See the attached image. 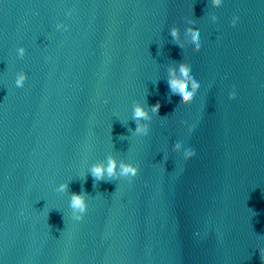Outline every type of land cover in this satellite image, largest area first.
Here are the masks:
<instances>
[{
    "label": "water",
    "instance_id": "1",
    "mask_svg": "<svg viewBox=\"0 0 264 264\" xmlns=\"http://www.w3.org/2000/svg\"><path fill=\"white\" fill-rule=\"evenodd\" d=\"M0 264H264V0H0Z\"/></svg>",
    "mask_w": 264,
    "mask_h": 264
},
{
    "label": "clouds",
    "instance_id": "2",
    "mask_svg": "<svg viewBox=\"0 0 264 264\" xmlns=\"http://www.w3.org/2000/svg\"><path fill=\"white\" fill-rule=\"evenodd\" d=\"M213 4L216 6L221 5V0H212ZM68 15H71V12L68 13ZM238 21V17L233 18L232 26L235 27ZM57 29L67 31L68 27L64 23L57 24ZM187 33L191 35L192 40V48L194 52H199L201 49V42L198 30L194 27H189L187 29ZM171 37L174 41H178L180 37V30L178 27H173L170 32ZM26 53L25 47H20L18 49V54L22 58L24 57ZM176 69H172V75L171 78L168 79L167 83L170 88V92L172 95H179L180 96V105H186L191 104L197 95L198 90L200 89L201 85L197 80L194 78L193 75L190 74L191 69L190 65L187 63H181L179 66V73L180 78L175 77ZM28 79V75L26 72H20L17 75L16 79V85L17 87H23L26 80ZM229 99L235 100L236 99V91L233 89V91L229 94ZM152 112L159 114L160 111V104L157 103L155 105L150 106ZM149 119L148 110L144 107L143 104H137L134 108V114H133V120L137 122V127L135 129V132L137 134H143L148 135L149 133V127L142 123L143 121H146ZM193 131L192 128H189V132ZM177 148L180 147L179 144L176 145ZM184 158L185 159H191L196 155V152L194 149H187L184 152ZM119 166V173L123 176H131L136 177L139 172L140 168L137 166H133L131 164H119L118 161L110 157L108 160L107 165L104 164H96L93 165L91 168V175L94 178L95 181H104L105 175H107L108 178H115L117 175V168ZM61 190H66L68 185L62 184ZM71 207L73 210L78 211L81 213V215L77 216V220H82L84 218V214L88 211V203L85 194L83 193H73L71 196Z\"/></svg>",
    "mask_w": 264,
    "mask_h": 264
}]
</instances>
